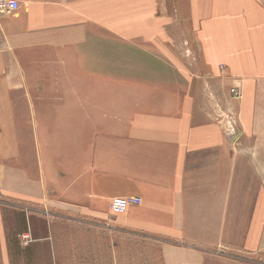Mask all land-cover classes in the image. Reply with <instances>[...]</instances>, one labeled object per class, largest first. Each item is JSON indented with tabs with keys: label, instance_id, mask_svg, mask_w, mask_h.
Returning a JSON list of instances; mask_svg holds the SVG:
<instances>
[{
	"label": "crops",
	"instance_id": "0c3cea01",
	"mask_svg": "<svg viewBox=\"0 0 264 264\" xmlns=\"http://www.w3.org/2000/svg\"><path fill=\"white\" fill-rule=\"evenodd\" d=\"M117 75L145 92L116 113L82 95ZM0 193V264L53 256V218L61 264H130L129 239L149 264L264 250V0H20L0 16Z\"/></svg>",
	"mask_w": 264,
	"mask_h": 264
},
{
	"label": "rangeland",
	"instance_id": "374dc122",
	"mask_svg": "<svg viewBox=\"0 0 264 264\" xmlns=\"http://www.w3.org/2000/svg\"><path fill=\"white\" fill-rule=\"evenodd\" d=\"M119 75V74H118ZM115 76L114 83H113V89H83L82 90V95L85 97H100L103 98L104 102H106V97L109 98V100H112L113 106H114V112L116 113L118 110L122 109V96L123 93H125L122 89V80L119 76ZM73 91V90H69ZM241 91V90H240ZM128 93H125V96L137 98L139 95L137 94L138 92H145L144 90L141 89H129L127 90ZM136 93V94H135ZM97 95V96H96ZM241 95V94H240ZM240 97V96H239ZM88 107V106H87ZM105 110V108H104ZM3 194L0 193V209H5L9 208V203L11 201L7 199L6 197L2 196ZM52 212V211H51ZM47 217V216H45ZM50 217V216H49ZM53 218V217H51ZM50 218V219H51ZM1 219V218H0ZM247 217L243 218V227H245L246 222H247ZM41 220V219H40ZM53 220L58 222V229L53 230L52 235H53V241L56 242V244H60L59 247H54L52 250V255H49V249L48 248H35L34 253H35V264H61V253H64L65 250L61 249V221H58L56 218H53ZM41 223L39 222V227ZM39 232H37V235ZM244 233H228L225 236L226 243L228 241H231L235 243L234 246H237L239 244H242ZM101 239V238H99ZM125 240V239H124ZM130 242V253L133 254V259H129L130 264H135L138 260L137 259H142L140 263L144 264H149L150 259L152 260V256L154 254V249L152 246L147 245L144 241H136L133 239H129ZM135 248V249H134ZM219 253L224 254L229 256L235 255L236 258L240 259V262L242 264H264V250H257L253 252H249L246 250H239V249H216ZM51 252V251H50ZM155 264V263H154Z\"/></svg>",
	"mask_w": 264,
	"mask_h": 264
},
{
	"label": "built area",
	"instance_id": "2783aa9c",
	"mask_svg": "<svg viewBox=\"0 0 264 264\" xmlns=\"http://www.w3.org/2000/svg\"><path fill=\"white\" fill-rule=\"evenodd\" d=\"M20 8V0H0V16L15 14ZM233 96L239 97L241 94L240 89L237 86H233L230 89ZM140 199L136 196L129 197H114L110 201V210L113 213L124 212L129 205L139 204ZM29 237L25 236L27 240Z\"/></svg>",
	"mask_w": 264,
	"mask_h": 264
}]
</instances>
